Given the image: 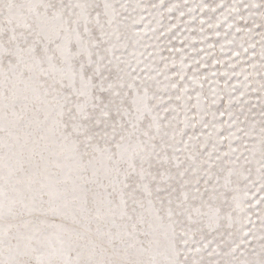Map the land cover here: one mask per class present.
Segmentation results:
<instances>
[{
  "label": "snow or ice",
  "instance_id": "6c2138e0",
  "mask_svg": "<svg viewBox=\"0 0 264 264\" xmlns=\"http://www.w3.org/2000/svg\"><path fill=\"white\" fill-rule=\"evenodd\" d=\"M0 264H264V0H0Z\"/></svg>",
  "mask_w": 264,
  "mask_h": 264
}]
</instances>
